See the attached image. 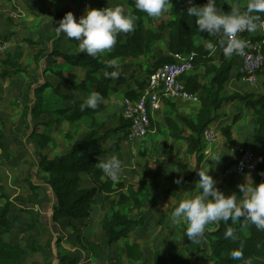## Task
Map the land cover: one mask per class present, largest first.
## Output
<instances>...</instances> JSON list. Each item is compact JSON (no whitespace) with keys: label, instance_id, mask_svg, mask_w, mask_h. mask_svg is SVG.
<instances>
[{"label":"trees","instance_id":"obj_1","mask_svg":"<svg viewBox=\"0 0 264 264\" xmlns=\"http://www.w3.org/2000/svg\"><path fill=\"white\" fill-rule=\"evenodd\" d=\"M244 1L247 0H216V6L219 10L225 12L230 11L232 7H239L243 10L246 6V4L242 5ZM206 3L207 0H196L194 5L202 6ZM127 5L129 7L128 13L137 17L134 30L128 33H119L117 35V43L111 51L97 57H90L86 53H67L57 48L52 49V56L61 58L66 63L84 70V77L79 83H75L59 71L55 72L73 90L80 91L84 98L75 99L69 106L56 109L54 114L60 115L62 119L72 124L83 117L92 119L95 114L102 111L106 107L109 92H121L125 97L129 98L138 97L145 86L146 78L143 80L134 78L135 87H131L128 85L127 80L133 78V75L124 70L125 63L116 61V66L109 67L108 61L124 57L137 58L146 55L151 52L154 42L166 34V48L169 52L194 51V70L203 67L201 75L193 74L184 77L188 91L191 93L200 91V106L195 120L176 115V118L190 130V134L184 135L180 128L176 126L175 121L167 117L166 124L170 131L169 135L174 139L186 141V151L190 155H195L196 168H198L203 161L201 133L215 120L221 104L226 101L246 100V105L253 109L254 115L251 146L254 149H256V146L261 147L259 153L260 163L255 171L254 183L264 182V94L257 97H253L251 94L242 96L221 94L223 84L230 79L237 54L234 53L230 57L224 56L218 39L213 40L212 35L206 31H199L196 25V18L187 14L189 6L185 0H171L168 4L170 5L168 12L170 17L159 21L153 20L152 17H149L144 12L137 11L134 7V0H127ZM66 13L53 12L52 14L62 19ZM74 16L78 20L81 14ZM244 35L250 38L251 41L262 42V51L264 53V35L259 34L258 31H245ZM7 39V37H4V40ZM67 39L70 43H78L74 39ZM205 40H210L216 45L219 50L218 56H214L206 48L203 42ZM25 42L35 43L31 39H26ZM42 53L43 51L39 50L34 58H39ZM2 57L4 58L0 62L14 70V72L19 73V59L22 57V52L17 51L16 54H11L10 51H7ZM14 57L15 59H13ZM169 60V55L158 58L154 61L150 71L154 66ZM112 71H117L118 76H105V72L111 73ZM262 72L264 73V69ZM88 83L91 84V88ZM48 87H51L48 82L31 87L34 104L32 107H24L22 111L24 116L42 114V92ZM93 91H97L102 95L103 102L96 109L85 108L81 110L84 100ZM65 98L70 97L66 96ZM239 115V113H236L232 122L221 129L222 135L227 142L231 141V127L239 118ZM127 126V121L121 117L119 126L109 129L108 132L115 133L123 130L125 133ZM0 136H2L1 131ZM29 136L36 141L40 153L36 172L46 176L45 184L50 188L56 199L52 213L54 222H60L61 219H65L71 226L79 228L80 223L84 219L89 218L92 206L97 204L100 199H109L112 194L118 196V202L121 204L132 203V207L138 210L140 216L137 219H131L120 210L104 213L101 221V230L105 237L103 245L106 248H110L122 237L127 238L130 234L136 236L138 231L141 232L143 230L145 217L142 213L143 203L139 198V192L146 189L149 181L155 183L158 179H162L172 184L177 179L174 174L166 175L163 172L164 161L159 159L154 161L144 160L141 165L144 178L138 180L137 189H134L133 183L108 179L98 165L107 159L102 157V153H111L113 149H118L120 141L118 138L115 139L109 149L83 152V148L105 140V134L96 135L94 130L81 138L75 139L67 152L58 155L54 154L53 156H49L46 153V148L51 141L50 136L44 132L38 133L35 127H33ZM193 176L194 172L185 175L182 177V181L189 182ZM39 186L30 184V188L33 191ZM169 189L170 187L167 191ZM34 194H36L35 191ZM2 197L4 198V203L0 207V264H24L21 260L25 252L24 247L20 243H14L7 238L8 233L13 228V219L9 216L13 212L12 201L5 195H2ZM102 206L103 204H101ZM186 227L187 225L182 228L181 234L184 240V250L188 255H191L200 249V242L198 239L191 241L185 236ZM229 228L233 230V237L225 238V233ZM206 238L211 251L210 255L213 256L216 264H264V230L257 228L255 224L244 218L229 220L228 222L217 221L210 223L207 228ZM91 247L95 256L101 255L102 249L98 243L92 242ZM238 249H242L243 258L241 260H232L231 252ZM124 252L133 261H140L143 257L140 243L136 240V237L130 243L125 244ZM56 255L61 256V259H58L55 264H77L76 259L72 256L60 253ZM60 260L64 261L61 263ZM168 260L174 264H191L190 258H185L178 253H171L168 256ZM153 264H164L158 250L154 252Z\"/></svg>","mask_w":264,"mask_h":264},{"label":"rangeland","instance_id":"obj_2","mask_svg":"<svg viewBox=\"0 0 264 264\" xmlns=\"http://www.w3.org/2000/svg\"><path fill=\"white\" fill-rule=\"evenodd\" d=\"M185 1L190 6L188 0ZM195 2L196 0H192V4ZM246 3L247 1H244L242 5ZM115 6H121L126 13L129 12L127 0H0V39L4 40V37L8 38L7 41L10 45L8 51L11 54H16L17 51L22 52V57L19 59V73L15 72L18 76L13 81H5L4 88L7 91L6 93L9 94L8 103L13 106L18 116L23 120H31L24 124L26 126H24L25 131L30 130V134L33 130L32 128L35 127L38 133L44 132L50 136L51 141L49 144L52 146L54 154L67 152L75 139L81 138L92 130L96 132V135L105 134L106 138L95 146L86 148V151L108 149L114 140L118 138L120 141L118 149H113L111 153H102V157L108 159L113 155L117 156L124 168L123 173L117 180L133 183L134 189H137L138 180L144 178L141 165L148 155L145 150L139 149L142 138L130 142L125 140L126 137L123 135L122 130L115 133L108 132L109 129L117 127L120 124L121 103L123 99L120 93H111L107 98L106 107L95 114L92 119L83 117L70 124L68 121L62 119L60 115L54 114L56 109L69 106L74 99H83L80 91L73 90L55 72L59 71L75 83H79L84 77V70L73 67L61 58L51 55L52 49L55 48L67 53L79 52L78 43H70L64 34L56 32L55 27L58 26L61 17L52 13L71 11L74 15H84L89 8L102 9L103 7ZM169 7L170 5L167 6L166 11L169 10ZM165 16L166 14L163 13L159 18L156 17L155 19L159 20ZM26 39H31L35 43H27L25 42ZM212 39L218 38L212 35ZM203 42L206 45L210 40ZM161 45V42L158 43V46ZM39 50L43 51V53L41 55L37 54L39 58H34ZM213 55H219L217 48ZM144 57L149 58V55L142 56L141 58ZM1 58L3 59L4 57ZM142 61L144 62L139 64L140 68L146 64L147 59L145 60L144 58ZM4 67L7 68L8 66ZM134 71L136 72V70ZM231 75L233 76L234 73ZM0 76L2 75L0 74ZM233 81L239 83L238 81L240 80L235 76L233 77ZM46 82L50 83L51 87L42 92V114L39 116L32 114L24 116L22 112L24 107H32L34 104L31 87ZM129 83H132L131 80ZM88 86L92 87L90 83H88ZM66 96L70 98H65ZM5 100L7 101V98ZM217 136H220L218 131ZM216 141L213 143L209 153H203V161L198 168H196L194 163L190 166V169L187 168L183 173L179 174L183 176L194 172L191 181H182L178 185H176L177 183L169 184L165 180H157L155 183L149 181L146 189L139 192V198L143 203L142 213L146 221L143 222V230L140 229L142 231H138L136 236L130 234L127 238L122 237L110 248H106L103 245L105 237L101 230V221L105 212L111 213L114 210H120L131 219H137L140 216L138 210L132 207V203L121 204L118 202V196L112 194L109 199H100L97 204L92 206L89 218L84 219L80 223L79 228L71 226L64 220L63 222H59L60 224L57 226L58 231L52 233L55 238L53 243L59 242V245L57 247L54 245L53 248L46 251V254L50 256L45 258L47 259L45 264H55L58 261L57 259H61V256L56 255L57 253L73 257L81 254L83 259L80 261V264H153V255L157 250L164 264H174L168 260V256L171 253H178L185 258H190L191 264H216L213 256L210 255L211 251L206 238L208 225L205 228L203 236L198 238L200 249L188 255L184 250V240L181 234L182 228L187 225V222H173L171 215L173 209L178 206V203L182 199L191 198L199 194L198 186L196 187V182L199 180L198 169L206 170L209 168V174L217 181L216 187L226 196L231 195L233 192L241 195L238 185L244 183L246 177L250 176L254 182V172L236 173L235 171L234 164L239 149L232 150L227 144L224 143V146H221V143ZM247 145L251 146L252 143L244 142L240 146L244 147ZM256 151L260 153V148H256ZM54 154L48 152L49 156H53ZM169 187L170 189L167 191ZM123 189L125 191V187ZM173 191L174 194H172ZM44 197L37 204V210L33 208H20L17 211L22 214L18 213L17 216H15L16 212L10 214L13 219V228L9 232V237L13 242H32L31 246L39 247L35 244L36 240L34 237H39L42 233L46 235V232L40 230V226L38 227L37 225L39 223H51L54 225L48 216L49 214H43L42 210V203L45 201L46 203H51L53 201L51 192L44 194ZM239 198L242 199V197ZM17 200L20 201L17 206L24 204L22 202L25 201L24 199L17 198ZM3 202V200H0V207ZM101 204H103L102 207ZM19 215H22V217H18ZM41 229H44V227L42 226ZM135 237L140 243L143 253L140 261H133L124 253L125 244L130 243ZM47 242L48 239L45 240L44 244ZM90 242H96L101 246L102 252L100 256L94 255V250L90 247L92 243ZM60 243L63 245L61 248ZM29 251L30 249H27V253ZM21 259H23L24 264H44L43 258L31 256L30 253L27 254L26 258L22 256ZM63 261L60 260L61 263Z\"/></svg>","mask_w":264,"mask_h":264},{"label":"crops","instance_id":"obj_3","mask_svg":"<svg viewBox=\"0 0 264 264\" xmlns=\"http://www.w3.org/2000/svg\"><path fill=\"white\" fill-rule=\"evenodd\" d=\"M168 12L169 10L165 11L164 14H166V16L161 19H168L170 17ZM153 20L159 21L155 18H153ZM257 31L259 32V34L264 35V29H258ZM160 42L162 43V45L158 46V43ZM166 44L167 35L164 34L159 40L154 42L151 52L146 55H143H149V58L144 57L145 60L147 59V61L146 64L143 65L141 68L139 64H142V62H144L142 61L144 60V58H141L142 56H139L137 58L124 57L115 59V61L117 62L125 63L124 70L133 75V78H129L127 80L129 86L135 87L134 78L137 80L145 79L155 60L165 55H169L170 52L167 50ZM0 60H2V58H0ZM235 63V67L231 71V74L234 73V75H231L230 79L223 84L221 94H237L240 96L251 94L253 97H257L261 94H264V73L261 71L257 74L256 81H254V85H250L248 82L241 81L240 79V81H238L239 83H235L233 81V77H237L235 69L238 68V62L236 61ZM4 66L6 65L0 62V68L2 67L0 69V74L2 75L0 76V131L2 133V136H0V200L4 201L2 195L7 196L12 201L13 212L11 213L16 212L15 216H17L18 213L22 214L17 211L20 208H33L34 210H37V204L45 198L44 194H46L47 192H51V190L45 184L46 176L44 174H37L36 172L38 161L40 158L39 148L37 146L36 141L29 136L30 130L25 131L26 126L24 125L28 123L30 119H21V117L18 116V114L14 111L13 106L8 103L9 94L6 93L7 91L4 88V82L13 81V79L16 78L18 75L9 67L6 66L7 68H5ZM134 70H136V72ZM202 73L203 67H199L198 69L191 71L188 75H201ZM130 80L132 83H129ZM111 93H120L123 98L125 97L121 92H109V96ZM195 94L198 97V100L196 101H188L182 98H176L172 100L162 99L158 107L150 112L151 127L147 134L142 138L141 147L139 149L145 150L147 152L148 155L146 159H148L149 161H154L156 159L163 160L164 164L162 169L166 175L174 174L175 177L179 176L177 178L184 177L185 175L181 176L179 174L183 173L187 168L190 169V166L194 163L196 165L195 155H190L186 151V141L183 139L172 138L169 135L170 131L166 124V118L169 117L175 121L176 126L180 128L181 132L184 135L190 134V130L186 127V125H184L183 122L176 118V115H181L189 119L195 120L196 113L200 106V91L196 92ZM5 98H7V101L5 100ZM219 110L220 112H218ZM219 110L217 111L215 120H213L209 124L213 128L215 127V140H217L216 142L221 143V146H224L225 143L232 150L241 149L242 147L240 145H243L244 142H251L252 129L254 126V115L253 109L246 105V100H233L223 102ZM218 113H220V115H218ZM236 113H239L240 115L231 127V141L226 143L227 140L222 135L221 129L232 122ZM217 131L219 132L220 136H217ZM122 133L123 135H125L124 131ZM215 140L209 147H204L201 144L203 147L202 152L205 153L207 151V153H209ZM97 143L100 142H95L91 146L83 148V152L102 150H85L86 148L95 146ZM255 148H260L261 150V147L259 146H256ZM46 151L47 153L49 152L50 154H54V150L52 149V146L50 144H48ZM32 183L40 185L34 190L36 194H34V191L30 188V184ZM172 194H174V191L172 192ZM17 198L24 199L25 201H22L24 204H22L21 206H17L18 203H20ZM52 198L53 201L51 203H46V201L42 203V210L43 214H49L48 216L54 223V225H52L51 223H39L37 225L38 227L40 226V230H44V232H46V235L42 233L41 236L34 237V239L36 240L35 244L39 247L31 246L32 242H14L20 243L24 247L25 252L23 257L26 258L27 254L30 253L31 256H38L43 258L44 264L47 260L45 258L50 256L46 254V251H49L50 248L54 247V245L56 247L59 245V242L56 244L53 243L55 241V238L53 237L52 233L58 231L57 226L60 223L54 222L52 219L53 206L56 204V199L53 194ZM18 217L21 218L22 215H19ZM31 217L34 218L33 215H31ZM63 220L66 221L65 219H61L60 222H63ZM145 221L146 219L144 220V222ZM42 226L44 227V229H41ZM7 236V238L12 241L9 237V233ZM46 239H48V242L44 244ZM62 246V243H60V248ZM27 249H30L29 253H27ZM82 257L83 256L81 254H79L77 257L74 256L77 261V264H80V261L83 259ZM21 260L23 261V259Z\"/></svg>","mask_w":264,"mask_h":264},{"label":"clouds","instance_id":"obj_4","mask_svg":"<svg viewBox=\"0 0 264 264\" xmlns=\"http://www.w3.org/2000/svg\"><path fill=\"white\" fill-rule=\"evenodd\" d=\"M170 2L171 0H134V7L137 11L156 18L167 10ZM188 3V16L196 18L200 32L206 31L218 38L224 56L244 54L245 43L238 38L239 33L264 29V0H247L243 10L232 7L228 12L219 10L216 0H207L202 6L192 4V0H188ZM136 19L135 15L126 13L121 6L89 8L78 20L71 11L67 12L55 29L58 34L62 33L67 38L78 41L80 53L97 57L113 49L119 33L133 31ZM205 46L215 53L216 45L212 42ZM116 63L115 60L108 61V66H116ZM105 76L117 77L118 72H105ZM102 102V95L93 91L84 100L81 110L96 109ZM98 167L111 180H117L124 170L121 160L115 155L100 162ZM197 171L199 180L196 187L198 186L199 194L182 199L171 213L173 222H187L185 236L191 241L196 240L203 236L210 223L239 218H244L264 230V182L256 184L248 176L244 183L238 185L241 195L233 192L226 196L216 187L217 181L209 174V168ZM181 182L182 177L175 180L177 184ZM230 237H233L231 228L225 233V238ZM230 255L232 260H241L243 251L233 250Z\"/></svg>","mask_w":264,"mask_h":264},{"label":"built area","instance_id":"obj_5","mask_svg":"<svg viewBox=\"0 0 264 264\" xmlns=\"http://www.w3.org/2000/svg\"><path fill=\"white\" fill-rule=\"evenodd\" d=\"M238 38L245 43V49L243 55L236 56L237 78L254 85L257 74L264 69L262 42L251 41L244 32L239 33ZM9 46L7 40L0 39V57L8 51ZM169 56L168 62L156 65L149 71L145 86L138 97H124L122 100L121 116L128 123L125 130L127 141L143 138L147 134L151 127L150 112L158 107L162 99L198 100L195 93L187 90L184 82V77L194 70L195 52H170ZM214 140L215 127L208 125L201 133V144L209 147ZM259 163V153L252 146L247 145L239 149L234 168L236 173L246 171L255 173Z\"/></svg>","mask_w":264,"mask_h":264},{"label":"water","instance_id":"obj_6","mask_svg":"<svg viewBox=\"0 0 264 264\" xmlns=\"http://www.w3.org/2000/svg\"><path fill=\"white\" fill-rule=\"evenodd\" d=\"M54 207H55V205L53 206V210H54Z\"/></svg>","mask_w":264,"mask_h":264}]
</instances>
